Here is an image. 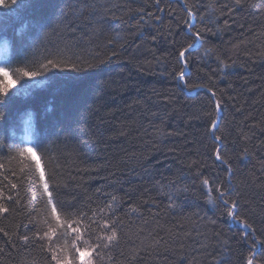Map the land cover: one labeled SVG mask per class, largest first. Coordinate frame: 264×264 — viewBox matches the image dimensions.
<instances>
[{
	"label": "trees",
	"instance_id": "obj_1",
	"mask_svg": "<svg viewBox=\"0 0 264 264\" xmlns=\"http://www.w3.org/2000/svg\"><path fill=\"white\" fill-rule=\"evenodd\" d=\"M187 7L192 17L185 0H44L5 18L0 55L6 51L14 67L57 52L86 62L111 59L83 79H45L2 109L0 189L13 200H0L9 208L0 214L9 233H0V264H45L47 256L38 247L47 242L38 239L47 228L35 211L42 187L9 152L29 121L28 140L45 141L62 194L92 208L105 203L106 193L123 202L119 243L99 264H243V225L223 214L224 205L215 193L204 194L200 180L228 187L226 165L214 155L221 148L241 215L264 229V0H187ZM38 18L48 25L42 32L34 27ZM185 20L206 35L186 70L190 83L205 87L184 88L173 75L175 46L190 35ZM219 60L229 64L223 72ZM212 119L221 142L208 131ZM41 163L47 179L50 166ZM193 182L196 195L177 194L171 202L178 206L170 208L162 193ZM34 233L37 241L26 246L20 237Z\"/></svg>",
	"mask_w": 264,
	"mask_h": 264
},
{
	"label": "snow or ice",
	"instance_id": "obj_2",
	"mask_svg": "<svg viewBox=\"0 0 264 264\" xmlns=\"http://www.w3.org/2000/svg\"><path fill=\"white\" fill-rule=\"evenodd\" d=\"M236 2L239 4L240 0H236ZM42 3L44 0H0V27H3L5 18L18 15L22 10ZM185 7L187 15L192 17L194 13L191 8L187 7V0H185ZM184 24L190 35L183 43L175 46L173 55L176 60V69L173 75L184 88L205 87L202 84L190 83L191 77L186 70L193 63L191 59L193 53L203 47L206 35L203 31L196 29L195 25L189 23L188 20H185ZM47 26V22L43 18H38L34 23V27L40 32ZM211 51V49H207L205 55ZM110 59L111 57L107 59L93 57L95 62H86L81 56L75 54L69 56L64 52H57L53 56L44 57L39 62L26 59L24 61L25 67H14L13 60L5 51L3 55H0V120L7 118L2 110L5 106L11 103L17 95L30 94V91L39 87L43 80L75 81L83 79L80 74L95 70ZM219 64L218 71L220 72L229 67V64L224 60H219ZM208 90L213 97L216 96L211 88ZM215 108L219 111V100L215 101ZM218 125V120L212 119L208 126V131L212 134L214 142H221L224 139L223 136L216 135V132L219 131ZM31 136L32 124L29 121L24 127V138L18 141L14 148L9 149V152L14 153L10 156L11 159L21 162V171L25 175L34 176L33 183L35 184L38 180L42 187V207L35 211L37 214H43L42 222L47 228L43 235L38 237L39 241H45L47 238L46 243H39L38 245L41 254L47 253V256L43 257L45 264H53V262L54 264H99L103 259L105 250L119 243V236L122 234V219L118 213L123 211V208L119 206L123 202L115 194L106 193L105 203L92 208L88 204L82 205L72 193L62 194L61 185L57 181L56 167L52 166L53 157L43 148L45 141L39 137L34 141H29L28 138ZM244 151L246 153L247 149ZM214 155L216 160L226 165V170L229 173L228 187L226 188L222 182H214L204 177L200 180L202 188L206 190L204 194L215 193L216 199L224 205L223 214L243 225L241 238L248 249L246 254L242 256L243 264H264V229L258 230L247 217L241 215L243 210L238 198L239 194H237V198H233L231 190L232 165L222 153L221 148L217 147L214 150ZM42 159L45 164L50 166L47 179L42 167ZM2 167L3 165L0 164V168ZM12 174L15 175V172ZM171 183L173 186L176 184L175 181ZM10 189H17V184L12 183ZM195 189L196 185L193 182L191 185H185L182 189L175 188V193L164 192L162 195L169 199V207L175 209L178 205L171 201L175 200L177 194L182 195L187 200L189 196L196 195ZM63 195H69L72 199H64ZM5 199L11 201L13 196L5 197L4 191L0 189V200ZM208 202L215 203L212 197H209ZM132 210L138 211L135 207ZM8 212L9 208L0 203V214ZM62 215L63 220L61 219ZM258 231L259 236L257 235ZM0 233L9 236L3 227H0ZM52 237H56L55 241ZM69 237L72 241L70 248L68 245ZM20 239L28 246L37 241V235L35 233L31 237L23 235ZM60 241H64V243L61 244Z\"/></svg>",
	"mask_w": 264,
	"mask_h": 264
}]
</instances>
